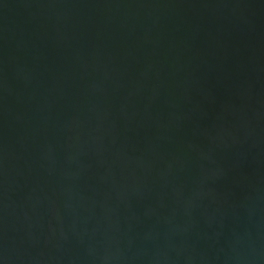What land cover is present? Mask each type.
<instances>
[{
  "label": "water",
  "instance_id": "obj_1",
  "mask_svg": "<svg viewBox=\"0 0 264 264\" xmlns=\"http://www.w3.org/2000/svg\"><path fill=\"white\" fill-rule=\"evenodd\" d=\"M0 264H264V0H0Z\"/></svg>",
  "mask_w": 264,
  "mask_h": 264
}]
</instances>
